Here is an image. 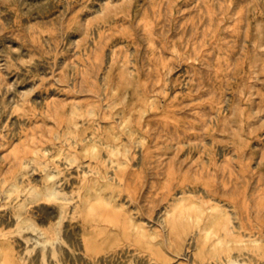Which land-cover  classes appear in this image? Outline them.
<instances>
[{
    "label": "rangeland",
    "instance_id": "374dc122",
    "mask_svg": "<svg viewBox=\"0 0 264 264\" xmlns=\"http://www.w3.org/2000/svg\"><path fill=\"white\" fill-rule=\"evenodd\" d=\"M0 264H264V0H0Z\"/></svg>",
    "mask_w": 264,
    "mask_h": 264
},
{
    "label": "bare ground",
    "instance_id": "6f19581e",
    "mask_svg": "<svg viewBox=\"0 0 264 264\" xmlns=\"http://www.w3.org/2000/svg\"><path fill=\"white\" fill-rule=\"evenodd\" d=\"M55 228V227H54ZM238 262V261H237Z\"/></svg>",
    "mask_w": 264,
    "mask_h": 264
}]
</instances>
